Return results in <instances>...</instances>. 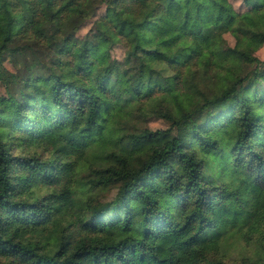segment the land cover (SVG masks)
Masks as SVG:
<instances>
[{
  "label": "trees",
  "instance_id": "trees-1",
  "mask_svg": "<svg viewBox=\"0 0 264 264\" xmlns=\"http://www.w3.org/2000/svg\"><path fill=\"white\" fill-rule=\"evenodd\" d=\"M244 4L0 0V264H264V0Z\"/></svg>",
  "mask_w": 264,
  "mask_h": 264
},
{
  "label": "rangeland",
  "instance_id": "rangeland-1",
  "mask_svg": "<svg viewBox=\"0 0 264 264\" xmlns=\"http://www.w3.org/2000/svg\"><path fill=\"white\" fill-rule=\"evenodd\" d=\"M234 5L237 7V9L241 12H244L247 7L244 4V0H232ZM103 11V10H102ZM101 11V12H102ZM92 24L91 21H89L78 33L79 37H84L88 31L90 30ZM226 39H228V42L232 45L235 44V38L230 34H226ZM260 58L264 59V45L257 51L256 53ZM114 56L123 59L124 57V51L123 48L120 46H117L114 50ZM4 64L6 68H8L11 72L16 71V68L12 62L11 58H6L4 60ZM144 127H151L154 129L157 128H169L171 123L164 119V118H158V117H152L149 119L144 118ZM151 153L148 150H144L135 156L130 158V165L134 168L139 170L143 164L148 162L150 160ZM101 195H105V197L112 199L114 197L116 190H104L100 191ZM106 198V199H107ZM230 257L235 259H241L243 257H251L253 259L258 257V253L256 250L255 245H249L241 240H234V244L230 247Z\"/></svg>",
  "mask_w": 264,
  "mask_h": 264
}]
</instances>
